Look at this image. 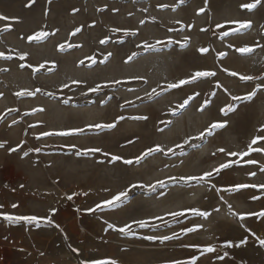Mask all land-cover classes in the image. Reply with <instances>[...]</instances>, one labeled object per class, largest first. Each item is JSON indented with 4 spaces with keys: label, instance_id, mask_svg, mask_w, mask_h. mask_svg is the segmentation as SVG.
I'll return each instance as SVG.
<instances>
[{
    "label": "rangeland",
    "instance_id": "rangeland-1",
    "mask_svg": "<svg viewBox=\"0 0 264 264\" xmlns=\"http://www.w3.org/2000/svg\"><path fill=\"white\" fill-rule=\"evenodd\" d=\"M139 1L116 5L114 0H35L26 7L29 0H0V14L17 18L0 21V28H11L0 31V52L11 56L0 58V143L4 144L0 148V204L4 208L0 211L53 220L37 227L24 222L11 225L0 218V264H81L85 259L171 264L192 255L199 257L197 264H264V247L259 244L264 239V217L246 215L239 220L240 214L264 211V189L228 190L240 183L264 184L260 171L264 152H251L242 160L217 152L218 148L245 151L252 139L264 136V88L252 100H232L233 95H247L264 84V79H239L240 75L264 77V4L249 11L240 4L253 0H210L197 6L204 12H195L191 4L184 3L178 7L192 9L180 12L183 20L172 8L169 12L168 7L151 5L158 0ZM151 9L162 12L154 18ZM233 20L250 21L251 25L221 39L222 30L236 27L228 23ZM76 27L81 32L72 36ZM114 28L121 31L114 32ZM124 30L136 31V35L126 36ZM37 31H47L49 36L29 41L27 36ZM102 39L107 42L101 44ZM144 42L154 47L144 49ZM61 43L77 46L61 52ZM245 46L253 51L236 52L237 47ZM201 47L209 52L200 53ZM133 52L137 55L128 61L125 56ZM220 52L226 55L221 57ZM20 53H27L25 60H19ZM108 53L111 56L105 61ZM40 64L45 67L33 72ZM198 70L215 71L216 76L167 90L168 83ZM231 72L238 75L233 77ZM97 85L100 91H89ZM37 88L40 91L35 96L16 95ZM153 89L158 95L152 94ZM229 103L237 105L236 110L224 116L220 109ZM121 115L124 119L113 129L88 127L115 122ZM136 116L147 119H132ZM225 121L226 126L214 130L213 136L184 145L185 154H181L178 144L198 136L213 122ZM74 128L84 131L69 136L42 135ZM157 145L164 151L135 162L148 147ZM96 147L102 151L75 154ZM252 147L264 148V140ZM169 148L174 154L167 152ZM104 153L133 159V164L110 162V155ZM247 159L257 163H244ZM226 160L241 162L214 174L208 183H168L169 177L202 175ZM251 172L256 175H249ZM157 180H165L167 186L156 192L133 189L129 201L119 209L86 211L131 184L148 185ZM254 195L259 198L252 199ZM13 203L18 207L11 208ZM193 208L210 215L194 216ZM172 211L184 215L173 221L167 215ZM140 218L156 227L133 225L136 234L125 236L106 230L104 223L120 227ZM196 225L202 227L192 233L183 231ZM173 232L178 239L164 243L144 239ZM241 240L246 244L236 246ZM229 242L232 247H225ZM207 246L216 252L203 253ZM225 251L228 256L220 260Z\"/></svg>",
    "mask_w": 264,
    "mask_h": 264
},
{
    "label": "snow or ice",
    "instance_id": "snow-or-ice-1",
    "mask_svg": "<svg viewBox=\"0 0 264 264\" xmlns=\"http://www.w3.org/2000/svg\"><path fill=\"white\" fill-rule=\"evenodd\" d=\"M35 2V0H29L28 4H26V7H31L33 5V3ZM49 2H51V0H49ZM181 3L184 2V0H180ZM261 4H264V0H253V2L248 3V2H243L240 4V7L243 9H247L249 11L255 10L258 6H260ZM74 12L79 11L78 9H73ZM199 12H204V8L199 9ZM17 18H10L7 16H4L2 14H0V21H9V20H16ZM141 24H143V21L140 22ZM228 23L230 24H234L236 25V27L232 28L231 30H222L220 32V38L224 39L230 35L233 34H237V33H242L244 30L248 29L251 25L250 21H246V20H233V21H229ZM218 28H222V25H217ZM10 25H6L3 28H0V31L3 32H8L10 31ZM112 31L114 32H119L121 31V29L119 28H114L112 29ZM81 32V27H76L74 29V31L71 33L72 36H76L77 33ZM53 35L55 34V32L52 33ZM124 35L128 36V35H132L135 36L136 35V31H130V30H124ZM49 36V32L47 31H37L35 32L33 35H28L27 39L29 41H41L44 40L46 37ZM107 40L106 39H102L100 40L101 44L106 43ZM171 42V41H169ZM187 42V38H185V43ZM77 45L68 43H61L58 45V48L61 52H63L65 50V48H73L76 47ZM154 47V45L148 43V42H144L143 43V48L144 49H150ZM231 47V45L229 46ZM198 51L200 53H208L209 52V48L207 47H201L198 49ZM253 51L252 48L250 47H237L236 48V52L240 53V54H248L251 53ZM137 53L133 52L132 55L127 57L128 61H131L134 56H136ZM219 55L221 57L225 56L226 53L224 52H220ZM27 56V53H20L19 54V60L23 61L25 60ZM111 56V53H108L107 56L104 57V60L106 61L108 59V57ZM0 58H5V59H11V56L5 57L3 52H0ZM89 60H91L92 63H95V59L92 57L88 58ZM80 64H84V60H81L79 62ZM21 68H24L25 65L24 64H20ZM29 67H31V65H29ZM45 67L44 64H40L39 68H34L33 72L39 71V69H43ZM3 69H0V71H2ZM231 76L235 77L238 75V73L236 72H231L230 73ZM216 76V72L215 71H209V70H198L195 71L193 74H191L188 78H184V79H179L178 82H173V83H168L167 84V90H171V89H178L183 85H190V84H194L196 81H198L200 78H207V77H215ZM239 79L241 81H251L254 79H264V77H253V76H249V75H240ZM75 82V81H74ZM120 81H116V83H119ZM217 86H221L219 84V82L217 83ZM65 87H67V85H65ZM261 88H264V84H260L256 86V89L249 92L247 95L244 96H239V95H233L232 96V100L233 101H240V100H252L253 97L256 95V92L259 91ZM227 90V89H226ZM40 89H36L35 91H19L16 93V95L18 97L20 96H35L37 92H39ZM89 91L92 92H98L100 91V85H97L94 88H90ZM152 94H157L156 90L153 89ZM197 95H199L197 93ZM149 99H151V95H149ZM189 99H191V97H189ZM188 103V100L184 101V105H186ZM206 104L209 102H205ZM184 105H181V107H183ZM237 105L233 104V103H229L227 104L225 107L221 108L220 111L222 112V114L224 116H227L229 113H232L236 110ZM203 110V109H202ZM33 111H43V109H33ZM124 117L121 115L117 121L112 122V123H96L94 125H89V128H96V129H113L117 126V123L119 122V120H123ZM132 119L135 120H146L147 117L145 116H136V117H132ZM13 124L16 123L15 120L12 121ZM227 121L220 123V122H213L211 123L206 129H204L203 131H201L198 136L195 137H189L188 139H185L183 141V144H178L177 147L181 149V154H185L183 152V146L184 145H189L191 140H203L205 138V136H213L214 135V130L216 129H221L223 127L226 126ZM84 131L83 128H74L68 131H59V132H48L45 131L42 133L43 136H50V135H59V136H69L72 135L74 133H82ZM160 131H163V129H160ZM258 140H264V136H257L254 139H252L251 143L249 145H247V150L245 151H232V152H226V150L224 148H218L217 152L219 153H225L226 156H230V157H240L241 160L244 157L249 156V154L251 152H264V148L262 147H255L253 148L252 145L257 144ZM132 141H129V143H131ZM193 147H200L201 145L199 144H194L192 145ZM4 144L0 143V148H3ZM75 147V146H72ZM12 151H16V149H12ZM35 151L39 152L40 149L36 148ZM102 149L99 147L96 148H90V149H86V150H80L77 151L75 154L77 156L80 155H88L89 153H98L101 152ZM164 149L161 148L159 145L155 146V147H148L147 150L145 152H143L140 156H137L135 158V162L139 163L141 159H143L144 157L150 156L152 153L154 152H163ZM167 152L173 153V149L169 148L167 149ZM105 156L110 155L109 153H104ZM28 152H24V156H27ZM213 156L216 155V152L212 153ZM123 161V164L125 165H132L133 164V159H124L122 156L118 155V154H111L110 155V162H117V161ZM241 161L240 160H226L225 162L219 163L218 166L213 167L211 170L208 171H204L202 173V175H189V176H177V177H169L168 178V183H173V184H178V183H184V184H188L190 182H196L197 184H201V183H208L211 180V177L216 174L219 175L222 170H226L231 168L234 164H239ZM244 163L247 164H256L257 161L253 160V159H247L246 161H244ZM260 171L264 172V165L260 166ZM249 175L251 176H255L256 173L255 172H251L249 173ZM166 181L165 180H157L155 183L153 184H131L130 186L126 187L124 190L119 191L117 194L111 196V198L106 199L100 203H97L95 205V207L93 208H89L86 211L92 213L95 212L97 210H104V209H109V210H115V209H119L121 206H123L125 204V202L129 201L130 199V193L133 189L136 188H141V189H145L148 192H156L157 188L159 189H164L166 187ZM21 187H23V185H21ZM211 187L215 188L216 185L215 184H211ZM249 188H261L264 189V184H245V183H240V184H236L234 186H231L228 190L231 192H237L239 190L242 189H249ZM84 195H87V193H84ZM69 200L72 199V196L69 195L67 197ZM252 199H258V196H252ZM11 208L15 209L18 207L17 204L13 203L10 206ZM4 205L0 204V209H3ZM53 212H55V209L52 210ZM192 213L194 216H199V217H204L207 218L210 213L206 212V211H201L199 209H191ZM218 211V209H217ZM229 211H231V205H229ZM167 215H170L173 219V221H175L178 217L183 216L184 213L182 211H172L169 212ZM235 215V214H234ZM246 215H258L261 217H264V211H260L258 213H246V214H240L239 215V220L243 221L245 219ZM0 218H2L3 221H6L8 224L11 225H16V224H20L21 222H24L27 225H35L37 227H39V225L42 222H47L49 224L53 223V220L51 218H40L37 217L35 215H20V214H9L3 211H0ZM154 219H158V220H163V217H155ZM104 223L106 224V230L107 229H112L117 231L118 233L125 235V236H130V235H135V230L133 228V225H135L136 227H138L139 229H145V228H149V227H156V225H152L150 224V221L148 219H133L130 223H125L123 226L118 227L117 225L110 223L108 221H104ZM167 223V222H165ZM56 227H59V225H56ZM202 227V225H196L195 227H187L185 229H183V231L185 233H192L194 231L197 230V228ZM243 227V225H242ZM178 234L173 232L172 235H147L144 237V239L146 240H151V241H160V243H164L166 241H170V240H176L178 239ZM246 240H241L239 242L238 245L236 246H240L243 244H246ZM259 244L261 247H264V239H259ZM225 247H232V243L229 242L225 245ZM73 251H78L77 249L73 248ZM203 253H214L216 252V248L212 247V246H207L204 247L202 249ZM225 256H228V252L225 251L223 256H220L219 259L223 260ZM199 257H197L196 255H192L191 259L189 260H180V259H174L171 264H197ZM81 264H118V261L116 259H95V260H89V259H85L83 261H81Z\"/></svg>",
    "mask_w": 264,
    "mask_h": 264
},
{
    "label": "crops",
    "instance_id": "crops-1",
    "mask_svg": "<svg viewBox=\"0 0 264 264\" xmlns=\"http://www.w3.org/2000/svg\"><path fill=\"white\" fill-rule=\"evenodd\" d=\"M209 1L210 0H184V2L181 3L180 0H158V2L157 1H153L151 3V5L159 4V5L164 6L165 8L168 7L167 8L168 11L170 10V8H172V9H174V11H171V12H175V14H179L181 19L184 20L185 18H184V15L182 13H180L181 11L194 8L195 12H197L199 10V8L197 7L198 5H202V4H205V3L209 4ZM114 2H115L116 5H120V4L124 5V4H128L127 2H132V3L137 2V3H139L141 1H139V0H114ZM123 2H126V3H123ZM184 3H189L193 7L192 8L178 7L180 4H184ZM167 5H169V6H167ZM175 10H177V12ZM151 11H152V14L154 13V18H155V16H156V18H158L157 15L160 14L159 12H162V11H153L152 9H151ZM196 17H197V15L195 16V19H196Z\"/></svg>",
    "mask_w": 264,
    "mask_h": 264
},
{
    "label": "bare ground",
    "instance_id": "bare-ground-1",
    "mask_svg": "<svg viewBox=\"0 0 264 264\" xmlns=\"http://www.w3.org/2000/svg\"><path fill=\"white\" fill-rule=\"evenodd\" d=\"M157 7V6H156ZM129 55H127V56H125L126 57V59H127V57H128ZM125 57H124V59H125ZM3 109V108H2ZM151 115H153V114H151Z\"/></svg>",
    "mask_w": 264,
    "mask_h": 264
}]
</instances>
